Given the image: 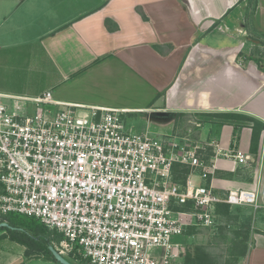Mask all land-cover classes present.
<instances>
[{
  "label": "crops",
  "instance_id": "0c3cea01",
  "mask_svg": "<svg viewBox=\"0 0 264 264\" xmlns=\"http://www.w3.org/2000/svg\"><path fill=\"white\" fill-rule=\"evenodd\" d=\"M248 9V0H0V74L32 55L49 77L33 93L0 85V95L50 90L61 102L155 112L186 129L176 139L210 150L207 178L193 171L197 184L219 194L264 186V128L251 150L252 120L264 125V45L252 37L264 34V0L249 18ZM158 122L142 130L161 135ZM216 145L252 160L239 164ZM234 208L249 219L246 255L232 264H264V208ZM25 250L2 238L0 264H60Z\"/></svg>",
  "mask_w": 264,
  "mask_h": 264
},
{
  "label": "built area",
  "instance_id": "2783aa9c",
  "mask_svg": "<svg viewBox=\"0 0 264 264\" xmlns=\"http://www.w3.org/2000/svg\"><path fill=\"white\" fill-rule=\"evenodd\" d=\"M124 112L61 102L50 90L0 95V221L10 212L39 219L61 234L58 252L82 264H176L186 228L213 226L218 204L264 208V186L219 194L197 184L195 169L202 179L210 172L197 144L135 132ZM174 163L190 168L184 184L172 180Z\"/></svg>",
  "mask_w": 264,
  "mask_h": 264
},
{
  "label": "rangeland",
  "instance_id": "374dc122",
  "mask_svg": "<svg viewBox=\"0 0 264 264\" xmlns=\"http://www.w3.org/2000/svg\"><path fill=\"white\" fill-rule=\"evenodd\" d=\"M36 63H42V60H37L29 55L27 59V63L25 66H20L19 69L16 68V72L12 71L9 76L1 75L0 85L13 89L16 93H33V90L37 91L42 89L49 79L48 76L44 75L43 69H39ZM4 76V77H3ZM125 122L127 125L131 126L135 132L143 131L142 128L145 123L148 121L151 124L159 125L158 121H163L165 123L162 125L164 128L161 129V135L164 137H174L173 135L177 133H181V131H185L186 129H170V118L164 116L163 118L154 112V113H144L140 112L134 115H124ZM192 124V123H191ZM183 123H180L179 126L182 127ZM196 126L195 123H193ZM155 127V126H153ZM153 127H151L152 130ZM160 127V125H159ZM197 127V126H196ZM151 130V131H152ZM156 130L152 131L153 133ZM157 132V131H156ZM155 132V133H156ZM187 132V131H186ZM154 133V134H155ZM184 134V133H183ZM181 134V135H183ZM197 134V132H196ZM158 135V134H155ZM194 138L197 139V136ZM199 150L201 152L198 153L199 158L204 161V163H208V160L204 158L206 149H204V145L202 146L201 141H198ZM201 171V168L195 169V171ZM190 172V171H189ZM234 214H242L241 210L238 208H234L232 210ZM245 212V211H244ZM15 213V212H10ZM19 214V213H18ZM245 213L241 216H245ZM23 215V214H22ZM236 216V215H235ZM2 218V216H1ZM249 217H242V219H237V217H231L228 220L218 217L215 220V224L210 227L201 226V225H191L193 226L194 230L191 234H185L183 237V245L178 248L176 253L175 262L176 264H185L187 261L188 254H193L195 248L197 246L203 247L206 251H208L216 261L215 263H222L225 264V260L231 257V251L234 250V243H235V230H238V225L240 221L243 222L244 220L247 221ZM239 220V222H238ZM48 235L49 242L52 245H59V240L62 236H57L56 232H50ZM68 259V258H67ZM225 262V263H224ZM233 262H229L232 264Z\"/></svg>",
  "mask_w": 264,
  "mask_h": 264
},
{
  "label": "trees",
  "instance_id": "16d2710c",
  "mask_svg": "<svg viewBox=\"0 0 264 264\" xmlns=\"http://www.w3.org/2000/svg\"><path fill=\"white\" fill-rule=\"evenodd\" d=\"M257 0H248V18L250 14L254 11ZM253 39L259 41L260 44L264 45V34L254 35ZM252 135H251V150L256 151L259 137L264 125L258 120H252ZM201 151V150H200ZM204 158L208 159L211 155L210 150L206 149ZM190 168L186 164L174 163L172 165V180L176 183L184 184L187 175L189 174ZM188 205H183L178 208L188 209ZM215 212L217 218L221 217L226 220L233 217L234 213L232 208L228 204H218L216 206ZM1 221H6L13 228L1 227L0 228V240L2 238H9L10 240L16 241L26 247V256H37L44 254L52 260L56 261L48 249L50 244L48 235L50 232H56L54 230H49L39 219L33 216L22 215L18 213H7L2 215ZM247 221L244 220L239 224L238 230H235V243L234 250L231 251V257L225 260V264L229 262H236L239 257H244L246 255V241H247ZM193 226H188L185 230V234H191L193 232ZM57 233V232H56ZM57 236L61 234L57 233ZM73 264H82L83 261L78 259L74 260L68 258ZM57 262V261H56ZM213 256L206 251L203 247L197 246L193 254H188L187 261L185 264H215Z\"/></svg>",
  "mask_w": 264,
  "mask_h": 264
},
{
  "label": "water",
  "instance_id": "95a60500",
  "mask_svg": "<svg viewBox=\"0 0 264 264\" xmlns=\"http://www.w3.org/2000/svg\"><path fill=\"white\" fill-rule=\"evenodd\" d=\"M1 227H8V228H13L12 226H10L6 221H0V228ZM48 249L50 251V253L52 254V256L54 257V259L60 263V264H73L72 262H70L66 257H64L63 255H61L58 250L52 245L49 244L48 245Z\"/></svg>",
  "mask_w": 264,
  "mask_h": 264
}]
</instances>
